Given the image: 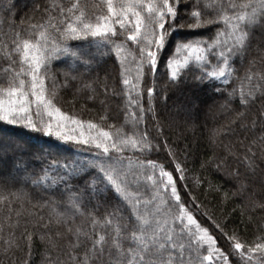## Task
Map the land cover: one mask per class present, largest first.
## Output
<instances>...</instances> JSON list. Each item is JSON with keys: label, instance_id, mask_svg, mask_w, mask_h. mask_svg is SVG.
Returning <instances> with one entry per match:
<instances>
[{"label": "snow or ice", "instance_id": "snow-or-ice-1", "mask_svg": "<svg viewBox=\"0 0 264 264\" xmlns=\"http://www.w3.org/2000/svg\"><path fill=\"white\" fill-rule=\"evenodd\" d=\"M189 2L190 7L186 0H100L96 5L100 11L89 16L80 0H68L67 5L51 0L44 9L37 5L33 14L21 19L23 31H14L10 38L0 40V54L9 62L0 68V122L55 136L65 143L88 146L87 150L94 153L91 159L62 165L67 170L64 177H52L44 171L32 183L55 184L86 168L95 169L93 191H114L131 218L129 225L118 207L102 218L88 213L87 225L76 224L66 212L53 208L54 218L30 220L28 217L35 214L22 211L26 193L0 186V209L7 208L0 220V255L11 256V264H30L34 237L46 245V264H264V222L257 234L248 239L238 227L226 228L231 213L217 220L204 208L202 214L228 242L227 249L220 247L216 236L194 215L203 206L193 196L189 207L178 190L177 180H185L188 169L176 159L174 151L169 149L173 170L145 155L159 145L150 138L145 116L151 113L155 119L156 89L147 87L145 108L142 80L145 67L153 75L157 72L160 53L172 35L178 29L198 32L215 26L214 34L208 38L200 35L177 41L166 67L172 82L179 80L182 69L195 66L200 70L197 80L211 79L228 85L235 75L233 58L247 50L255 29L264 30V0ZM181 6L186 8L184 13L180 12ZM117 36L124 40L118 42L114 39ZM88 37L98 38L99 47L114 51L120 60L126 96L124 121L120 125L107 123L104 114L97 120H84L63 111L56 103L55 86L46 84V80H55L49 70L54 58L70 54L87 63L66 42ZM128 42L134 47L129 48ZM128 63L135 65L134 78L125 67ZM238 79L239 87L228 93L225 103L238 99L245 111H238L231 123L241 122L240 127L248 128L249 124L243 122L246 110L258 99L262 101V110L250 121L251 130L258 128L259 133L249 140L240 157L249 170H254L257 153L264 158V66L257 67L253 61ZM157 127L162 134L158 123ZM226 131L223 127L213 130L212 144ZM206 166L220 170L226 166V158L214 152L201 164V168ZM14 167L23 165L14 162ZM230 175L239 186L231 193L223 192L221 203L246 189L239 170ZM202 183L199 178L194 182L195 187ZM208 188L220 191L210 182ZM69 203L75 213L84 214L78 195L74 194ZM257 208L264 210V202L250 201L247 209L241 208V216L245 210ZM251 220L249 215L248 221ZM51 225L56 226L55 232L50 230ZM36 228L44 231L37 233ZM16 252H24V258L17 261ZM0 264L4 261L0 260Z\"/></svg>", "mask_w": 264, "mask_h": 264}, {"label": "trees", "instance_id": "trees-1", "mask_svg": "<svg viewBox=\"0 0 264 264\" xmlns=\"http://www.w3.org/2000/svg\"><path fill=\"white\" fill-rule=\"evenodd\" d=\"M61 2L67 5L68 0H61ZM49 3L51 0H0V40L10 38L14 31H23L20 26L21 19L33 14V9L37 5L40 9H44ZM99 3L100 0H80L81 6L85 8L89 16L100 11L96 7ZM186 3L190 7L189 0H186ZM185 11L186 8L181 6L180 12ZM214 32L215 26L198 32L178 29L170 38L167 47L160 53L157 72L153 75L145 67V76L142 80L144 89L142 103L145 108L148 107L146 89L154 86L156 89L155 119L152 118L151 113H146L145 116L150 138L154 144L159 145L158 149L154 148L145 155L148 159L163 163L167 170H173L174 163L169 156V149L174 151L176 159L188 169L187 178L177 180L182 198L187 201L189 207H192V197H196V203L203 207L199 211H194V215L216 236L218 245L227 249L228 242L223 234L214 227L207 216L202 214L204 208H207L217 220L231 213L226 221V228L231 230L234 226L238 227L241 234L248 239L257 234V229L264 222V210L259 208L251 212L245 210L244 215L241 216V208L247 209L250 201L264 202V158L257 153L254 170H249L240 159L246 151L249 140L259 133L258 128L255 131L251 130L250 121L257 118L262 110V101L258 99L246 110L243 122L249 124L248 128L240 127L241 122L231 123L238 111H245L239 105L238 99L225 103L228 93L233 88L239 87L238 77L244 75L253 61L257 67L264 66V30L255 29L247 50L233 58L232 67L235 69V75L228 85L211 79L197 80L200 70L195 66L182 69L179 80L172 82L166 65L168 58L174 55L176 42L199 38L200 35L208 38ZM114 39L119 42L124 40V37L117 36ZM66 46L78 51L87 63L73 58L70 54L60 55L51 61L49 70L55 80H46V84L50 88L55 86L57 105L63 111L76 114L84 120H97L99 115L104 114L108 117L107 123L120 125L124 121L126 96L122 84L121 63L115 52L99 47V39L92 37L69 40ZM127 46L134 47L131 42H128ZM210 59L214 62L212 57ZM8 63L0 54V68L6 67ZM125 67L128 69V74L134 78L135 65L128 63ZM2 75L0 73V76ZM172 100L176 102L175 105L180 103L184 105L181 112L168 110L167 105H172ZM198 102L200 107L194 111ZM172 108H175L174 104ZM34 118L39 119V117ZM44 118L47 119V117ZM157 123L162 128V134L158 130ZM222 127L227 131L215 137L216 144L213 145L211 142L213 130ZM5 139L10 142L6 146L0 144V159L4 157L6 160L0 167V175L11 172L24 174L26 183L20 186L19 179L12 183H6L0 179V186H6L11 191L22 189L26 193L22 211L25 214L27 212L35 214L28 219L35 220L43 217L46 221L50 217L54 218L53 208H55L56 211L66 212L76 224L87 225L88 213L102 218L106 213L119 207L125 221L131 224L127 207L122 204L114 191L111 189L93 191L92 181L97 175L95 169L86 168L55 184L32 183V180L42 175L44 171L52 177H64L67 170L63 169L62 165L69 162L79 163L92 158L94 153L87 150L88 146L72 142L65 143L55 136H47L22 126L0 122V143ZM214 152L226 158V166L220 170L213 166L201 168V164ZM14 162H19L23 167L15 168ZM233 170H239L241 181L246 184V189L240 195L221 203L223 192L231 193L239 186V182L230 175ZM178 175L174 173V176L178 177ZM196 178L203 181L200 187H195ZM209 182L220 191L210 190ZM95 187L99 189L101 186L97 184ZM74 194L81 198L83 215L68 209L69 200ZM15 207L17 205H14ZM6 213V207L0 209V220ZM249 215L252 216L251 222L248 221ZM29 227L31 228V225ZM50 230L55 232L57 228L51 225ZM19 231L17 229V234ZM34 231L39 233L44 229L36 228ZM59 231L63 232L64 228L60 227ZM15 255L17 261H20L25 253L16 252ZM0 260H3L4 264H11V256L0 255ZM30 264H46V245L38 237L33 239Z\"/></svg>", "mask_w": 264, "mask_h": 264}, {"label": "rangeland", "instance_id": "rangeland-1", "mask_svg": "<svg viewBox=\"0 0 264 264\" xmlns=\"http://www.w3.org/2000/svg\"><path fill=\"white\" fill-rule=\"evenodd\" d=\"M200 99H198V101H199ZM172 102H173V100H172ZM175 103L176 102H173V104H174V106H175V108H172L173 107V104L172 105H167V107H168V110L169 111H171V112H181L182 111V109L184 108V105L183 104H176L175 105ZM170 106V107H169ZM200 107V102H198V104L197 105H195V107H194V111H196V110H198V108ZM194 111H192V113H193V115H195V112ZM6 140V141H5ZM2 143H0L1 145H7V144H9V140H7V139H5ZM0 145V146H1ZM4 162H6V160H5V158L4 157H2L1 159H0V167H1V165H2V163L3 164H5ZM0 179L2 180V181H5L6 183H12L14 180H16L17 179V181H18V179H19V185L20 186H24V184L26 183V179H25V175L24 174H22V175H20V174H18V173H15V172H11V173H8L7 175H3V176H1L0 175ZM68 209H70V211L72 210L71 209V206H70V204H69V206H68ZM68 211V210H67Z\"/></svg>", "mask_w": 264, "mask_h": 264}]
</instances>
